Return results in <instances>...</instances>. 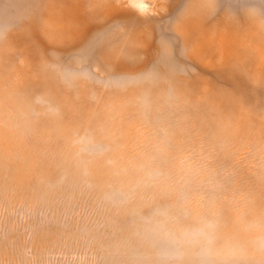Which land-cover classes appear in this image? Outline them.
Listing matches in <instances>:
<instances>
[{
    "label": "rangeland",
    "instance_id": "1",
    "mask_svg": "<svg viewBox=\"0 0 264 264\" xmlns=\"http://www.w3.org/2000/svg\"><path fill=\"white\" fill-rule=\"evenodd\" d=\"M0 264H264V0H0Z\"/></svg>",
    "mask_w": 264,
    "mask_h": 264
}]
</instances>
